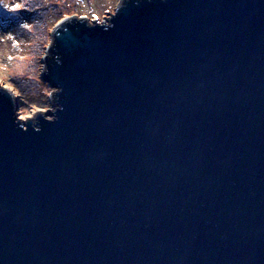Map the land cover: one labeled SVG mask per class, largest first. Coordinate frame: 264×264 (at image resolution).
<instances>
[{"label": "water", "instance_id": "95a60500", "mask_svg": "<svg viewBox=\"0 0 264 264\" xmlns=\"http://www.w3.org/2000/svg\"><path fill=\"white\" fill-rule=\"evenodd\" d=\"M106 18L52 29L53 110L0 87V264H264V0Z\"/></svg>", "mask_w": 264, "mask_h": 264}, {"label": "rangeland", "instance_id": "374dc122", "mask_svg": "<svg viewBox=\"0 0 264 264\" xmlns=\"http://www.w3.org/2000/svg\"><path fill=\"white\" fill-rule=\"evenodd\" d=\"M120 1L0 0V87L16 97L19 118L54 109L52 88L39 79V72L56 24L71 16L85 17L90 23L107 21Z\"/></svg>", "mask_w": 264, "mask_h": 264}]
</instances>
